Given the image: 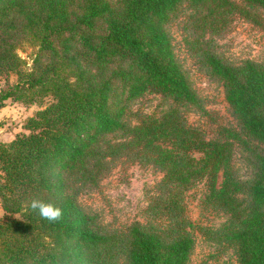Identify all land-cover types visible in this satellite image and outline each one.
<instances>
[{
	"label": "trees",
	"instance_id": "obj_1",
	"mask_svg": "<svg viewBox=\"0 0 264 264\" xmlns=\"http://www.w3.org/2000/svg\"><path fill=\"white\" fill-rule=\"evenodd\" d=\"M184 2L195 27L211 34L233 15L254 19L253 9L264 8V0H0V108L49 99L26 119L27 132L0 142V264H118L120 255L124 264H186L192 223L179 204L199 185L203 201L229 215L225 238L240 264H264V64L202 51L238 126L219 137L205 138L177 106L134 124L127 118L130 102L147 91L203 108L167 30ZM25 44L37 47L30 69L18 53ZM250 140L256 171L243 184L232 153L235 144L250 150ZM122 154L163 172L166 197L155 209L169 218L166 228L106 232L78 204L80 190L98 185L108 159ZM34 198L59 204L61 219L26 210Z\"/></svg>",
	"mask_w": 264,
	"mask_h": 264
},
{
	"label": "rangeland",
	"instance_id": "obj_2",
	"mask_svg": "<svg viewBox=\"0 0 264 264\" xmlns=\"http://www.w3.org/2000/svg\"><path fill=\"white\" fill-rule=\"evenodd\" d=\"M253 10L254 19L233 15L226 30L211 34L195 27L192 12L184 2L172 15L167 30L177 61L201 99L203 108L176 104L161 93L147 91L130 102L127 115L129 122L134 124L142 115H159L169 107L177 106L186 122L198 128L205 138L219 137L223 128L238 129L225 99L222 82L210 73L203 62L202 51L209 49L233 64L245 59L264 64V8L256 7ZM36 50L37 47L25 44L18 51L25 61L26 69L31 68ZM16 78V74L11 73L9 83H14ZM5 83L0 76V88ZM48 101L46 98L40 105L7 100L4 107L0 108V142H9L17 134L27 132L24 128L26 119ZM109 138L114 141L122 139L120 134L109 135ZM249 145L250 150L235 144L232 153L234 175L243 184L249 183L256 171L252 151L258 149V145L251 140ZM108 161L98 185L84 188L76 195L80 207L94 216L106 232L123 234L133 224L145 228H166L169 218L155 209L158 200L166 197L164 190L159 187L163 172L151 163L133 158L131 154H122ZM240 197L245 202L249 200L245 192ZM203 199L199 185L185 190L180 200V214L192 223L187 230L194 241L186 264H240L237 248L225 238L224 229L229 215ZM2 216L0 204V219ZM124 260L120 255L118 264H124Z\"/></svg>",
	"mask_w": 264,
	"mask_h": 264
},
{
	"label": "clouds",
	"instance_id": "obj_3",
	"mask_svg": "<svg viewBox=\"0 0 264 264\" xmlns=\"http://www.w3.org/2000/svg\"><path fill=\"white\" fill-rule=\"evenodd\" d=\"M27 209L37 212L42 219L49 222H56L63 216V209L59 204L43 199H32L27 205Z\"/></svg>",
	"mask_w": 264,
	"mask_h": 264
}]
</instances>
